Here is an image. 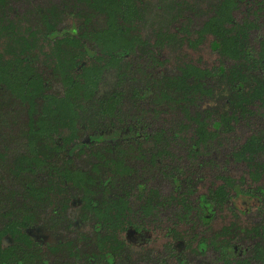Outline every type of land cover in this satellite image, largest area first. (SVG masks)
<instances>
[{"label":"flooded vegetation","instance_id":"af4514ba","mask_svg":"<svg viewBox=\"0 0 264 264\" xmlns=\"http://www.w3.org/2000/svg\"><path fill=\"white\" fill-rule=\"evenodd\" d=\"M199 46H175L171 72L163 70L161 53L155 62L148 59L150 54H144L143 59L136 53L127 55V85L132 87L136 81L144 96V106L138 108L140 120L133 122L127 117L125 124H110L101 132H82L85 127L78 125V139L66 143L54 138L57 148H51L52 141H43L49 148L41 143L38 153L28 145L26 111L27 122L19 139L20 128L0 122V264H264L263 106L257 101L249 105L250 112L239 115L233 123L238 134L230 132L215 141L213 154L203 155L201 167L193 163L194 153L181 155L178 139H168L164 147L168 154H153L152 160L151 152L162 150L164 140L159 136L163 130L170 134L177 124H164L162 110L158 117L150 115L146 95L153 98L156 94L157 99L158 78L163 73L180 81L185 62L210 71L206 63L200 65L203 59L190 57ZM183 53L187 57L179 60ZM221 61L219 69L224 70L232 63L227 58ZM236 62L241 67H237L236 77L247 73L254 83L255 69L246 66L243 58ZM44 68L52 84L57 78ZM225 94L223 103H228ZM187 99L173 109L178 116L183 117V106L193 113L195 104L206 101L201 95L193 102L189 96ZM227 110L218 107L221 113ZM146 133L148 138H138ZM232 135L237 141L228 144ZM130 144L135 148L132 155L127 152ZM232 151L242 155L233 156ZM19 154L32 163L33 159L43 160L41 169L35 173L28 169L20 175L19 170L11 172L8 162L16 161ZM120 157L129 165L123 172L112 163ZM83 161L89 162L87 167L79 164ZM232 164L238 169L236 175ZM66 168L84 178L77 177L74 186L63 179ZM179 170H184L181 175L202 176L203 180L193 184L196 195L222 186L229 191L228 196L224 191L218 201L195 202L196 195L187 192L190 186L186 182L180 189L178 181L172 182ZM225 177L235 179V183L226 184ZM202 185H206L204 189ZM102 199L107 202H98Z\"/></svg>","mask_w":264,"mask_h":264},{"label":"trees","instance_id":"16d2710c","mask_svg":"<svg viewBox=\"0 0 264 264\" xmlns=\"http://www.w3.org/2000/svg\"><path fill=\"white\" fill-rule=\"evenodd\" d=\"M30 3L35 4L34 8H28ZM237 12L243 14L241 22L236 18ZM227 23L232 25L227 27ZM207 39L209 50L217 54L218 60H232L226 70L219 69L220 64L208 71L185 62L180 81L163 73L158 78L157 99L156 94L153 98L146 95L150 115L158 117L162 110L164 124H177L170 134L163 130L164 134L159 136L164 140L162 150L151 155L168 154L164 149L167 140L178 139L181 155L194 153L193 163L201 167L203 155H212L215 141L218 143L223 135L235 131L239 115L250 112L249 105L257 101L259 107H264V0H0V90L3 92L0 122L4 117L17 121L14 105L24 107V112L29 114L28 145L33 153H38L41 143L49 148L46 142L52 141L51 148H57L58 140L67 143L78 139V125L85 127L82 132H101L107 125L125 124L127 117L133 122L140 120L138 108L144 106L141 102L144 96L135 86L136 81L132 87L127 85V55L136 53L138 59H143L144 54H150L148 59L155 62L161 53L165 66L176 51L175 46L196 49ZM44 46L48 48L44 50ZM186 57L183 53L178 59ZM239 58L255 69V84L248 80L247 73L236 77L241 68L236 62ZM37 60L60 80L62 93L50 90L51 81L49 84L44 71H37ZM153 87L157 88V83ZM226 92L228 103L218 106L227 107L226 112L208 105V101H218ZM200 95L206 101L195 104L193 113L188 106L182 107L183 117L173 111L179 101L189 96L193 102ZM5 112L10 115L6 116ZM148 137L147 133L138 136ZM132 149L135 148L130 144L129 155ZM17 157L16 161L8 162L11 172L19 170L20 175L28 169L34 173L41 169L43 160L33 159L32 163L26 156ZM122 159L112 162L120 172L129 167ZM66 171L63 179L74 186L80 177L84 178L68 172L67 168ZM182 171L172 176V182L178 181L179 189L186 182L190 186L187 192L196 195L197 187L193 184L201 181L202 176L179 174ZM106 179L109 177L103 180ZM225 182L234 184L235 179L225 177ZM224 191L227 197L229 191L225 187H211L199 192L194 201H218L219 193Z\"/></svg>","mask_w":264,"mask_h":264},{"label":"rangeland","instance_id":"374dc122","mask_svg":"<svg viewBox=\"0 0 264 264\" xmlns=\"http://www.w3.org/2000/svg\"><path fill=\"white\" fill-rule=\"evenodd\" d=\"M34 3H30L29 5H28V8H30V9H32V8H34ZM22 12H25L24 11V9H22L21 10ZM242 13H240V12H237L236 13V18H237V20H239V21H241V19H242ZM35 16V15H34ZM208 38H210V37H208ZM255 42V41H254ZM253 42V43H254ZM256 45V44H255ZM184 46H187V45H184ZM210 45H209V41H208V39L203 43V44H201L200 46H199V50H195V51H193L192 52V55L190 56V57H192V59H203L204 61L203 62H201L200 63V65H204L205 63H206V65L209 67H212V66H218L219 64L220 65H222V58L220 59V60H218L217 59V54L215 53V52H211L210 50ZM44 50H45V48H44ZM40 54V53H39ZM41 55L42 54H40V58H41ZM208 59V60H207ZM174 62V63H173ZM174 66H175V59H173V56H171V58L169 59V61L168 62H166L165 63V66H163V70L165 69L167 72H171V70H172V67L174 68ZM36 67H37V71L40 73V71L42 72V70H43V68H44V66H42V63H41V60H39V63L38 64H36ZM45 69V68H44ZM43 71H45V70H43ZM61 86H62V83L60 82V80L59 79H53L52 80V86L50 87L51 89V91L52 92H59L60 91V89H61ZM3 92L0 90V102H2V96H3V94H2ZM223 95H226L225 93H222L220 96H219V100L217 101L216 99L214 100V99H212V101H210V103L208 104V105H219L220 106V103L222 102H224V98H223ZM6 101H9V100H6ZM5 101V102H6ZM207 104V103H206ZM206 104H204V106L206 105ZM14 107H15V110L17 111V114L18 115H14L17 119V121H13L12 119L13 118H3V120H2V122H4V123H9V124H13V126H14V128L16 129V128H20V131H17V134H18V136L16 137L17 139H19V138H21V135H23V133H22V130H21V128L26 124V122H27V120L25 119V116H24V107H22L21 105H19V104H15L14 105ZM9 109V108H8ZM1 110H2V107H1ZM4 111H5V109H4ZM6 113V116H9L10 114H8L7 112H5ZM22 116V117H21ZM23 129V128H22ZM25 131V128H24V130H23V132ZM238 132H239V130L237 129L236 130V132L234 131V132H232V134H238ZM237 141V139H236V135H232V136H230L229 137V140H228V144L230 143V142H236ZM227 153V152H226ZM88 163L89 162H87V163H85L84 161L83 162H79V164L80 165H82V167H87L88 166ZM218 170V169H217ZM231 170L233 171V173H234V175H236L237 174V172H238V169L236 170L235 169V165L234 164H232L231 165ZM237 171V172H236ZM206 185H202V187H201V189L203 188V187H205ZM204 189V188H203Z\"/></svg>","mask_w":264,"mask_h":264}]
</instances>
